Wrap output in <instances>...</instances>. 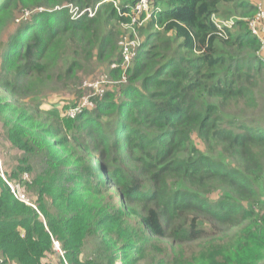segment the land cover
Here are the masks:
<instances>
[{
    "label": "trees",
    "instance_id": "1",
    "mask_svg": "<svg viewBox=\"0 0 264 264\" xmlns=\"http://www.w3.org/2000/svg\"><path fill=\"white\" fill-rule=\"evenodd\" d=\"M136 1L0 0V128L23 154L7 176L29 174L22 191L43 217L0 177L3 262L264 264V125L232 114L264 69L238 18L256 3L152 0L126 83L73 118L44 102L78 85L83 61L120 64ZM52 238L64 260L49 258Z\"/></svg>",
    "mask_w": 264,
    "mask_h": 264
},
{
    "label": "built area",
    "instance_id": "2",
    "mask_svg": "<svg viewBox=\"0 0 264 264\" xmlns=\"http://www.w3.org/2000/svg\"><path fill=\"white\" fill-rule=\"evenodd\" d=\"M151 1L152 0H137L135 4L130 8V11L127 13L130 20L128 23L123 24L125 34H123V36L120 38L118 42L120 46L121 62L119 65L115 63L112 64V68H115L117 66L121 68L122 80H125L127 69L130 66V63L132 62L133 58L136 56L137 50L140 46L138 27L143 26L144 23L149 19H151L152 17L155 18V15L153 14V11L150 6ZM114 5L117 6L115 2ZM70 8L73 17H76L77 16L76 7L70 5ZM96 9L97 6L84 7L82 9L78 7V17L83 14H87L89 17H92L95 15ZM28 15L29 12L24 11V13L17 19V21L21 19H25ZM245 20L247 21V30L249 32V35L255 38L260 45L259 50L256 53L257 57L264 58V5L261 2L257 3V11L255 15ZM231 23L232 21L229 20V21H225L222 24H217V26L221 27L222 25H224L228 27L231 25ZM109 82H110L109 76L104 74L101 76L100 79H97L89 83V86H91L92 89V94L90 95V97L80 101L78 104L74 105V107L69 108L66 111L65 116L73 118L77 114L81 113L84 109L92 108L94 106L92 98L103 96L106 92L104 86L107 85ZM7 172L8 171L5 165L4 157L0 150L1 179H3L7 183V185L10 188V191L15 196V198H17L20 202H23L28 206L34 208L43 219L42 214L39 212L34 200L30 198L28 194L22 191L23 182L30 180L29 174L27 172H23L21 174L20 180L19 179L9 180L7 176ZM52 243H53V250L56 252L58 257L64 260L65 251L62 249L60 242L57 239L52 238ZM0 264H8V263H4L3 259L0 256ZM64 264H68V263L64 260Z\"/></svg>",
    "mask_w": 264,
    "mask_h": 264
},
{
    "label": "rangeland",
    "instance_id": "3",
    "mask_svg": "<svg viewBox=\"0 0 264 264\" xmlns=\"http://www.w3.org/2000/svg\"><path fill=\"white\" fill-rule=\"evenodd\" d=\"M259 1H261V3L264 5V0H251V2L253 3H256ZM39 9L40 8L38 7L33 11H36ZM24 11H28L29 14L31 13V11L29 10H23L22 12ZM244 15L240 14L238 18L245 19L246 17ZM120 31H121V34L119 36L118 42L124 31L123 27H120ZM146 31H147L146 28L140 29V34H139L140 37L141 35L142 36L145 35ZM82 64H83L82 68L79 71L80 81L78 82L77 86H74L72 89L63 88L62 90H59L56 94L55 92H53L47 95L46 97H44L45 99L44 102H47V105L56 104V107L58 109L61 108L62 105L70 106L67 109H65V111L63 112V116H65V113L69 108L74 107V105L72 106L71 100L72 98L76 97L77 91H78V103L90 97V95L92 94V89H91V86H89V83L97 79H100L102 75L107 74L109 72V69L112 68L113 63L110 64L109 66V64H106L105 62L103 63L98 62L95 60V58H93L89 61H83ZM109 80L110 82L104 86L105 91L112 90L113 88L119 87V85L126 83L127 75L125 77V80H122L121 76H120V79L109 76ZM251 82H252V88H253V93H254L253 100L251 102H248L245 100V98H240V105L232 107V114L240 118V129L242 125L252 124L254 126L261 125L262 127L264 125V69L259 71V73L255 75V77L252 79ZM95 98L96 97L92 98L93 102ZM96 99H99V98H96ZM0 150L2 152L6 168L8 170L14 169L18 165L19 159L22 158L23 156L22 151L10 148L9 145L4 141L2 137L1 128H0ZM31 161H32V164L37 162V160L36 161L31 160ZM27 191L29 194H33L31 191L29 190ZM243 204L246 205L247 202L245 201ZM87 242H88V239L86 240V244ZM175 249H177V247ZM87 251H89V249L84 250L85 255L87 254ZM49 258H51L52 260H56L58 257L56 256V254L52 253L49 255ZM148 263H149V260H148ZM116 264H120V262L118 261L116 262ZM138 264H146V263H145V260L144 261L141 260V262Z\"/></svg>",
    "mask_w": 264,
    "mask_h": 264
},
{
    "label": "clouds",
    "instance_id": "4",
    "mask_svg": "<svg viewBox=\"0 0 264 264\" xmlns=\"http://www.w3.org/2000/svg\"><path fill=\"white\" fill-rule=\"evenodd\" d=\"M259 2H261V1H259ZM259 2H256V6H257V3H259ZM229 20H231L232 21V23H231V25L230 26H228V28H230L231 26H232V24H233V22H234V17L233 18H230V19H228V20H226V21H229ZM243 20H245V19H243ZM225 22V21H224ZM224 22H222V23H224ZM224 25H222V27H223ZM225 27H227V26H225ZM257 55V54H256Z\"/></svg>",
    "mask_w": 264,
    "mask_h": 264
},
{
    "label": "crops",
    "instance_id": "5",
    "mask_svg": "<svg viewBox=\"0 0 264 264\" xmlns=\"http://www.w3.org/2000/svg\"><path fill=\"white\" fill-rule=\"evenodd\" d=\"M61 244V243H60ZM54 254H56V252H54ZM56 256L58 257V255L56 254ZM2 258V257H1ZM59 258V257H58ZM4 263H8V264H14L13 262H10V261H7V262H4Z\"/></svg>",
    "mask_w": 264,
    "mask_h": 264
}]
</instances>
